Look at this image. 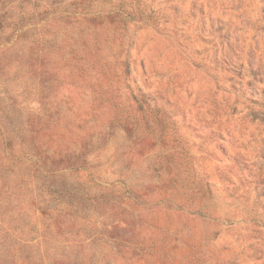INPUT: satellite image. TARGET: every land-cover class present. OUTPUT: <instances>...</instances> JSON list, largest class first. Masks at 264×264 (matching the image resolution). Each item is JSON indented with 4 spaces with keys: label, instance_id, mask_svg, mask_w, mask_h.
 Wrapping results in <instances>:
<instances>
[{
    "label": "rangeland",
    "instance_id": "obj_1",
    "mask_svg": "<svg viewBox=\"0 0 264 264\" xmlns=\"http://www.w3.org/2000/svg\"><path fill=\"white\" fill-rule=\"evenodd\" d=\"M0 264H264V0H0Z\"/></svg>",
    "mask_w": 264,
    "mask_h": 264
}]
</instances>
